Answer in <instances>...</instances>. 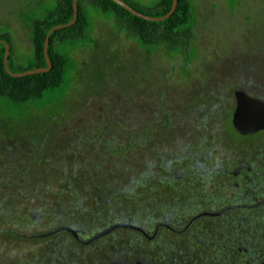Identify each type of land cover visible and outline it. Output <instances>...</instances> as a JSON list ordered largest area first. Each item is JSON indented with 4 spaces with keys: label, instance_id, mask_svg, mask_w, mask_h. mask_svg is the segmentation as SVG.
I'll list each match as a JSON object with an SVG mask.
<instances>
[{
    "label": "rangeland",
    "instance_id": "obj_1",
    "mask_svg": "<svg viewBox=\"0 0 264 264\" xmlns=\"http://www.w3.org/2000/svg\"><path fill=\"white\" fill-rule=\"evenodd\" d=\"M129 1L150 9L158 0ZM56 2L0 0V31L11 32L15 65L26 66L33 55L23 16L44 17ZM193 2L186 53L160 44L147 51L119 33L111 18L94 12V43L72 51L53 100L13 104L0 97V264H38L55 255L57 238L38 239L55 226L91 234L118 220L142 223L143 212L162 209L170 199L180 206L198 194L188 187L141 191L146 173L162 180L172 169L176 185L183 181L178 175L194 174L213 155H223L218 161L225 164L264 169V132L242 139L232 124L234 88L264 97V0ZM8 117L11 122H4ZM209 187L210 194L219 192L217 185ZM229 190L235 195L222 203L203 198L196 205L264 200L258 181ZM255 212L259 218L233 212L238 218L227 228L214 218L202 219L206 231L192 225L180 240L190 254L186 264H262L264 206ZM179 214L182 228L192 212ZM117 232L125 239L122 247L133 246L134 231Z\"/></svg>",
    "mask_w": 264,
    "mask_h": 264
},
{
    "label": "flooded vegetation",
    "instance_id": "obj_2",
    "mask_svg": "<svg viewBox=\"0 0 264 264\" xmlns=\"http://www.w3.org/2000/svg\"><path fill=\"white\" fill-rule=\"evenodd\" d=\"M237 90H243L248 96L264 101V97L256 96L248 92L244 87H236L233 91L236 100L234 112L237 107ZM234 112L232 115V124ZM233 127L238 136L242 139L255 137L264 132L263 128L253 133L243 134L235 128L234 124ZM244 141L245 140H243V142ZM230 151L231 150L229 149L226 153H229ZM222 156H219L221 158L217 159L213 155V159L215 158L214 161L209 162L204 166L201 165L194 174H190L186 177L178 175L183 181L176 185L173 183L174 177L171 176V173L173 172L172 169L168 168L169 171L166 172L167 175L164 176L162 180L158 175L154 181H152L147 177L148 173H146L141 186V191L148 186L152 189L164 188L167 191L174 189H178L179 191L188 187L193 191H197L198 194L193 195L189 202L180 206H174V202L170 199L168 205L162 209L159 208L160 205H158L148 214L143 212L145 215L143 216L144 222L142 223H137L133 220H118L106 227L96 229L91 234L87 233L82 228L66 224L55 226L48 232L38 235V239H58L55 242L56 247H54L56 254L40 260L41 262L38 264H186L188 262V255L190 254L185 251L183 245H180V240L192 225L198 224L200 228H205L204 231H206L207 226L201 227L206 224L202 219L214 218L223 220L226 223L225 228H227L229 227L230 221L234 218H238V216L232 214L237 210L251 212L249 215H253L257 218L261 215L259 212L256 213L255 211L264 206V200L256 203H241L240 201H237L231 205L221 206L220 208L213 206L208 209L196 205L197 200L202 201L203 198H206L207 201H216V203L226 201L228 195L232 197L236 193L229 190L231 184L238 187L243 183H245V185H250L256 181L264 183V169L259 170L258 167H254L252 164L248 166L244 164H225L222 163V161H218L223 159ZM258 160L260 161V158ZM209 185H217L218 189H216V191L219 192L214 191L215 194H210L208 192L210 190ZM186 210H191L192 218L184 227L179 228V219L183 216V214H179V212ZM225 214L229 215L224 216ZM244 220L250 222L247 218H244ZM116 224H129L131 226L116 227L109 232L99 235ZM123 230L134 231L135 234H133V236L135 241L133 240L130 242L133 246L128 244L126 247H122L120 244L121 241H125V239L120 236V234H117V231ZM204 231L201 234L199 233L203 237L205 236ZM229 232L230 241L232 231L230 230ZM17 234L20 237L28 236L23 235L22 233ZM96 235L99 236L90 241V239ZM68 238H70L72 243L76 246L70 245L69 243L71 242L67 241ZM99 242H103L104 246L99 249L97 247L95 248V245ZM163 243L165 244L163 245ZM204 244L205 243L203 242V245ZM83 248H87V251L84 252L81 250ZM104 248H106V250ZM238 250H242V248L238 247ZM245 250L247 251V249ZM183 252H186V257L182 256L181 258L180 256ZM137 254L138 256H141L140 258L143 257L146 262L141 261ZM18 258L17 260H19ZM261 263L264 264V261ZM189 264H196V262H191Z\"/></svg>",
    "mask_w": 264,
    "mask_h": 264
},
{
    "label": "trees",
    "instance_id": "obj_3",
    "mask_svg": "<svg viewBox=\"0 0 264 264\" xmlns=\"http://www.w3.org/2000/svg\"><path fill=\"white\" fill-rule=\"evenodd\" d=\"M124 1L138 11L156 17L165 15L173 4V0H158L152 8L143 9L129 0ZM94 12L111 18L119 33H124L129 40L143 48L150 44H160L173 49L180 48L183 53H186L187 47L192 42L195 20L193 0H178V6L173 15L162 21L140 18L113 0H78L76 22L50 35L49 55L53 63L50 71L22 77L12 76L4 66L5 44L0 43V97L13 104H32L37 101L44 104L53 100L57 96V90L65 83L72 51L80 47H90L94 43L92 36ZM73 16V0H57L56 5L48 10L44 17L23 16V21L31 32L33 50L31 59L24 67L17 66L13 62L14 45L11 32L0 31V39L6 40L11 47L10 68L15 72H22L46 67L44 46L48 32L55 25L69 23ZM11 120L12 118L8 117V120L4 122H11Z\"/></svg>",
    "mask_w": 264,
    "mask_h": 264
},
{
    "label": "water",
    "instance_id": "obj_4",
    "mask_svg": "<svg viewBox=\"0 0 264 264\" xmlns=\"http://www.w3.org/2000/svg\"><path fill=\"white\" fill-rule=\"evenodd\" d=\"M113 1L123 6L125 9H127L134 15L140 18L149 20V21H162V20H165L171 17L173 13L176 11L177 6H178V0H173V4H172L170 11H168L163 16L156 17V16L145 14L141 11H138L137 9L132 7L130 4H128L124 0H113ZM73 5H74V16L72 20L66 24L55 25L53 28L50 29V31L48 32L46 36V41H45V46H44L45 58H46V63H47L46 67H39V68L30 69V70H26L22 72L13 71L9 66V58H10V52H11L10 44L4 39H0V43L5 44L6 51H5V58H4V66L9 74H11L14 77H22V76H26L29 74L44 73L52 69L53 63L49 55L50 35L52 32L58 29H61V28L72 26L76 22L78 18V0H73ZM236 97H237V107H236V110L234 112V117H233V124L235 128L243 134L253 133L258 130L263 129L264 128V101L248 96L243 90H237ZM120 226H131V225L116 224L99 235H102ZM99 235L94 236L92 239H90V241L98 237Z\"/></svg>",
    "mask_w": 264,
    "mask_h": 264
}]
</instances>
